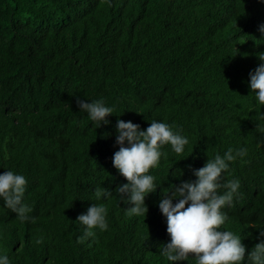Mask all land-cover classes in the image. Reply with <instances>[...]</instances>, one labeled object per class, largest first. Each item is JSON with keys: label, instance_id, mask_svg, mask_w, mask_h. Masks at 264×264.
<instances>
[{"label": "trees", "instance_id": "trees-1", "mask_svg": "<svg viewBox=\"0 0 264 264\" xmlns=\"http://www.w3.org/2000/svg\"><path fill=\"white\" fill-rule=\"evenodd\" d=\"M261 24L260 0H0V174L27 178L34 217L22 223L0 202V253L12 264H172L159 255L164 190L245 146L223 177L241 181L223 228L242 235L247 255L264 229V107L249 96ZM99 98L115 111L97 128L77 100ZM118 118L142 130L160 120L190 141L179 156L166 146L150 170L160 185L145 218L116 193L127 182L112 165ZM99 185L112 196L97 200ZM91 203L106 206L108 229L77 242Z\"/></svg>", "mask_w": 264, "mask_h": 264}, {"label": "clouds", "instance_id": "clouds-1", "mask_svg": "<svg viewBox=\"0 0 264 264\" xmlns=\"http://www.w3.org/2000/svg\"><path fill=\"white\" fill-rule=\"evenodd\" d=\"M258 31L264 40V24ZM258 59L259 65L249 72V96L261 109L264 107V53H260ZM77 104L79 111L86 113L97 128L108 125L110 122L106 118L115 111V106H109L103 98L91 102L79 99ZM258 117L264 120V113L259 111ZM115 132L118 150L113 154L112 165L127 181L116 189L119 202L128 205L125 211L129 215L145 218L148 212L146 197L160 185L150 170L159 166L166 146L172 153L183 155L189 138L175 125L155 119L142 130L138 124L118 118ZM247 156L245 146L229 147L223 154L216 152L212 158H207L203 167L191 169L189 166L194 180L182 181L164 190L158 208L166 220L169 241L160 247V256L172 264H264V229L258 230V243L246 255L242 235L223 228L230 219L225 208L231 207L241 196L240 179L224 180L223 177L232 163ZM181 175L180 171L178 175L173 174L176 178ZM27 184V178L13 170L0 174V202L22 223L34 220L30 215L32 207L25 203ZM94 193L97 200L113 194L100 185ZM107 212L103 203H91L76 219L83 228V235L77 242L95 240L98 232L106 231L109 226ZM43 242L41 235L36 243ZM0 264H12L7 254L0 253Z\"/></svg>", "mask_w": 264, "mask_h": 264}]
</instances>
